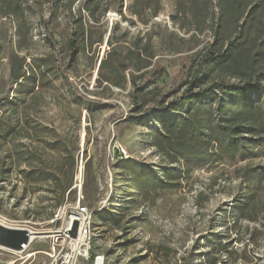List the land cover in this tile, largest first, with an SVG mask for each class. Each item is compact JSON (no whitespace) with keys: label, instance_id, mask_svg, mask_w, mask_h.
<instances>
[{"label":"rangeland","instance_id":"374dc122","mask_svg":"<svg viewBox=\"0 0 264 264\" xmlns=\"http://www.w3.org/2000/svg\"><path fill=\"white\" fill-rule=\"evenodd\" d=\"M7 1L9 6L14 2ZM204 1L190 6V0H159V12L152 17L154 0L139 15L133 14L138 9L135 0H102L96 14L106 12L99 24L85 11L88 0L71 7L63 3L58 10L50 8V0H19L22 11L14 14L2 4L0 13L7 16L0 17V224L38 235L21 252L0 248V264H61L68 251L60 233L62 219L76 203L89 208L99 196L88 260L80 264H91L96 256H102L104 264H264V155L212 160L186 171L184 160L172 163L155 145L159 128L153 117L145 125L124 122L138 108H165L174 98L162 95L183 78L190 60L192 76H201L204 85L246 79L235 62L204 68L198 64L209 52H232L239 42L234 38L232 46H208L215 40L211 22H234L238 15L218 0H212V10L206 9ZM247 6L253 11L243 23L240 40H249L240 47L238 59L249 63L255 52L250 42L264 35V0H248ZM45 20L61 48L63 64L67 39L72 32L81 34L80 24L95 27L93 41L104 36L100 45H81L67 83L44 41ZM111 29L113 42L153 54L161 76L141 86L143 79H152L149 67L136 82L141 90H136L127 71H121L113 56L107 57L105 39ZM194 42L198 45L191 49ZM6 53L24 60V85L12 83ZM102 60L115 82L125 77L122 87L99 82ZM104 146L109 164L102 173ZM36 179L38 184L33 183ZM62 188L64 200L55 207ZM22 190L25 199L16 203Z\"/></svg>","mask_w":264,"mask_h":264},{"label":"trees","instance_id":"16d2710c","mask_svg":"<svg viewBox=\"0 0 264 264\" xmlns=\"http://www.w3.org/2000/svg\"><path fill=\"white\" fill-rule=\"evenodd\" d=\"M77 1L79 0H50V8L58 10L63 3L71 7ZM101 1L88 0L85 5V11L95 24L100 23V18L106 12L105 8L96 14ZM150 1L135 0L138 9L133 14L139 15L140 12H145ZM204 2L206 9L212 10V0H205ZM218 2L220 5H225L238 17L234 22L230 21V18L223 19V21L217 19L215 22L213 20L211 30L215 40L209 41L208 46H213L215 42H219V45L226 43L232 46L234 38L239 42L232 46V52H216V54L209 52L199 59L198 64L204 68L209 64L229 66L235 62V65L240 67V74L246 79L232 84L214 82L204 85L200 81L201 76H192L194 61L190 60L189 65L184 64L183 78L175 81L171 85V90L162 95V99L174 98L165 108L160 105V107L148 106L143 111H139L140 108H138L137 113L131 111L124 117V122L130 125H145L149 117H153L159 128L155 135V145L171 158L172 163L178 159L184 160L187 165L186 171H189L193 166L203 167L212 160L245 161L259 154L264 155V63L261 64L257 61V58L264 59L262 48L264 35L250 42L255 46V52L251 55L250 62L239 61L238 56L242 53L240 47L245 44L246 40H249L247 38L240 40L242 26L253 8L247 6L248 0H218ZM3 3L8 5L7 0H0V10ZM154 3L156 8L151 13L152 17H155L160 9L159 0H154ZM189 4L190 6L196 4V0H190ZM21 7L19 0H14L11 6L8 5V8L12 10L11 14L17 10L21 12ZM122 8L123 4L120 2L119 13L122 12ZM5 16L7 14L0 13V17ZM149 19L143 22L146 23ZM48 23V20L42 23L44 41L55 53L58 74L67 83L69 80L67 72L76 63L81 45L89 47H92V44L100 45L104 36L102 34L97 41H93L92 31L95 27L80 24L81 34L72 32L67 39V61L63 64L61 48L48 32ZM262 30L264 33V28ZM120 42L118 40L113 42L111 29L106 40L109 47L107 57L113 56L121 71L123 73L127 71V80L136 90H141L136 82L144 77L143 73L149 67L152 68L150 74L152 79H143L140 81L141 86L154 82L153 80L161 76L162 73L157 68L158 62L154 60L153 54L145 48L125 47ZM197 45L198 43L194 42L190 48H196ZM6 57L12 83L17 86L24 85L28 78L23 73L24 60L12 58L9 53H6ZM103 65L104 60L100 62L97 68L99 82L102 81L114 87H122L125 83V77H122V83L115 82L116 80L108 70L103 68ZM79 99L93 106H101V104L90 101L83 96H79ZM164 102L162 101V104ZM108 164L109 160L104 146L99 160V169L102 173L106 172ZM26 181V176L20 177L23 186ZM39 182L38 179L33 181L35 184ZM64 192L65 188H62L55 199V207L63 202ZM24 194L23 190L20 198L16 199V203L25 199ZM100 200L101 196L88 208L93 212V216L98 212L97 204Z\"/></svg>","mask_w":264,"mask_h":264},{"label":"built area","instance_id":"2783aa9c","mask_svg":"<svg viewBox=\"0 0 264 264\" xmlns=\"http://www.w3.org/2000/svg\"><path fill=\"white\" fill-rule=\"evenodd\" d=\"M97 207L99 206L97 205ZM89 211L87 207L76 203L75 211L67 212L65 218L62 219V224H66V231L62 233L65 234L68 251L64 253L61 264H80L81 261L88 260V237H86L85 220ZM59 219L61 220V217H56V220ZM74 221L77 222V233L75 238H70L68 233ZM28 245L29 242L23 244L18 252L25 250ZM91 264H104V259L102 256H96Z\"/></svg>","mask_w":264,"mask_h":264},{"label":"water","instance_id":"95a60500","mask_svg":"<svg viewBox=\"0 0 264 264\" xmlns=\"http://www.w3.org/2000/svg\"><path fill=\"white\" fill-rule=\"evenodd\" d=\"M107 37L105 39V42ZM77 233V222L74 221L68 233L70 238H75ZM38 234L24 228H8L0 224V248L11 251L21 250V246L36 238Z\"/></svg>","mask_w":264,"mask_h":264},{"label":"bare ground","instance_id":"6f19581e","mask_svg":"<svg viewBox=\"0 0 264 264\" xmlns=\"http://www.w3.org/2000/svg\"><path fill=\"white\" fill-rule=\"evenodd\" d=\"M74 211H75V208H74V210L68 211V212H74ZM92 219H93V212L89 211L88 216L85 220L86 237H88V251L90 250V247H91V236H92V234H91V223H92ZM65 231H66V224L63 225V227L60 231L61 235L64 236V238H65V234L62 232H65Z\"/></svg>","mask_w":264,"mask_h":264},{"label":"crops","instance_id":"0c3cea01","mask_svg":"<svg viewBox=\"0 0 264 264\" xmlns=\"http://www.w3.org/2000/svg\"><path fill=\"white\" fill-rule=\"evenodd\" d=\"M23 191V190H22Z\"/></svg>","mask_w":264,"mask_h":264}]
</instances>
